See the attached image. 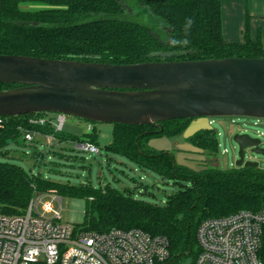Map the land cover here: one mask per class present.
<instances>
[{
    "label": "trees",
    "instance_id": "obj_1",
    "mask_svg": "<svg viewBox=\"0 0 264 264\" xmlns=\"http://www.w3.org/2000/svg\"><path fill=\"white\" fill-rule=\"evenodd\" d=\"M189 18L194 24L185 35ZM184 39L187 45L173 43ZM0 54L122 65L264 58V45L260 36L251 38L248 27L244 42L225 40L221 0H0ZM19 86L0 83V90ZM46 114L1 117L0 158L6 157L8 146L18 143L28 131L52 136L60 146L84 140L99 145L96 131L81 137L58 131ZM40 118L48 120L45 124L31 122ZM190 120H171L161 123L162 127L114 124L113 139L107 147L111 153L178 186L163 203L137 199L131 190L122 192L109 185L95 190L88 183L48 180L41 173H30L19 164L0 160V214H24L38 191L84 198L86 222L78 229H141L168 240L170 256L166 264H195L199 253L197 230L204 220L243 210H264V169L209 166L195 172L177 164L175 155L148 146L153 138L181 136ZM190 140L211 157L219 153V141L213 134L199 133ZM61 149L54 152L58 158L84 159L67 154L74 148ZM38 155L45 159V155Z\"/></svg>",
    "mask_w": 264,
    "mask_h": 264
},
{
    "label": "water",
    "instance_id": "obj_2",
    "mask_svg": "<svg viewBox=\"0 0 264 264\" xmlns=\"http://www.w3.org/2000/svg\"><path fill=\"white\" fill-rule=\"evenodd\" d=\"M0 83L20 85L0 90V117L55 112L130 126L192 119L184 139L211 129L212 117L264 119V58L120 65L0 54ZM234 140L239 146L236 167H259L258 162H245V154L252 148L264 156L261 140L248 134H237ZM148 146L158 152L177 148V164L207 170L197 167L198 158L205 159L204 150L190 143L173 144L163 136ZM184 156L189 157L186 163Z\"/></svg>",
    "mask_w": 264,
    "mask_h": 264
},
{
    "label": "built area",
    "instance_id": "obj_3",
    "mask_svg": "<svg viewBox=\"0 0 264 264\" xmlns=\"http://www.w3.org/2000/svg\"><path fill=\"white\" fill-rule=\"evenodd\" d=\"M47 120L31 122L45 124ZM64 121L61 115L58 123L53 122L58 131L63 130ZM262 122L256 118L254 125ZM257 133L259 138L264 136ZM36 134L25 132L24 139L33 142ZM43 136L49 142L54 139ZM73 148L89 155L101 153L100 146L88 140L73 143ZM41 198L33 199L24 214H0V264H166L169 259V243L163 236L135 228L83 231L59 222L61 211L51 201L43 203L40 214ZM47 214L55 216L48 218ZM197 242L195 264H264V210L206 219L197 230Z\"/></svg>",
    "mask_w": 264,
    "mask_h": 264
},
{
    "label": "rangeland",
    "instance_id": "obj_4",
    "mask_svg": "<svg viewBox=\"0 0 264 264\" xmlns=\"http://www.w3.org/2000/svg\"><path fill=\"white\" fill-rule=\"evenodd\" d=\"M60 116L61 114L55 112H47L46 114V117L53 119L54 123L59 122ZM64 116L63 130L67 133L81 137L85 133L93 134L96 131L101 148L100 154L89 155L75 149L74 152L68 151L67 154L84 157L83 161L58 158L54 152H61V147L63 146L70 149L73 148V142L64 143L60 146L57 140L52 139L49 142L48 138L36 132L35 141H27L24 136H21L18 143L8 146V155L1 157L0 160L19 164L30 173H41L48 180L71 185L88 183V186L95 190L109 185L122 192L131 190L132 195L137 199L157 201L159 203L165 202L169 195L178 190V186L172 180L164 179L151 171H144L129 159L122 155L111 153L107 149L113 139L114 124L94 123L71 115ZM210 120H212L211 124L216 131L220 144L219 153L211 158L215 163L210 161V166H215L222 170L236 167V162L239 158V146L235 142L234 137L238 133H245L252 138L261 140L260 147L264 149V136L259 138L257 133H264V119L258 126L254 125L256 118L212 117ZM232 120L236 121L237 124L231 125ZM169 139L172 143L184 142L182 135ZM50 149L52 150L51 152H49ZM225 149L228 152H225ZM38 153L45 155V159L42 160ZM247 161L258 162L259 168L264 169V156L252 152V148L246 149L245 162ZM37 196H42L38 203V212L40 214H43V203L51 201L55 210L61 211L62 219L59 222L70 224L76 228L84 226L86 222V199L59 196L52 191H38L33 199ZM45 216L54 218L55 215L47 214Z\"/></svg>",
    "mask_w": 264,
    "mask_h": 264
},
{
    "label": "crops",
    "instance_id": "obj_5",
    "mask_svg": "<svg viewBox=\"0 0 264 264\" xmlns=\"http://www.w3.org/2000/svg\"><path fill=\"white\" fill-rule=\"evenodd\" d=\"M223 35L227 42L242 43L245 31L259 36L264 45V0H221Z\"/></svg>",
    "mask_w": 264,
    "mask_h": 264
},
{
    "label": "flooded vegetation",
    "instance_id": "obj_6",
    "mask_svg": "<svg viewBox=\"0 0 264 264\" xmlns=\"http://www.w3.org/2000/svg\"><path fill=\"white\" fill-rule=\"evenodd\" d=\"M212 120H210V118H209V123L211 122ZM192 122V119L190 120V123ZM189 123V124H190ZM210 126H211V129H209V130H203V131H199L198 133H196L194 136H196L197 134H199V133H206V134H213L217 139H218V137H217V135H216V131L214 130V128H213V126H212V124L210 123ZM159 127H162V126H159ZM239 135H242V134H245V133H238ZM237 135V134H236ZM182 136H183V134H182ZM193 136V137H194ZM193 137H191V138H193ZM184 138V137H183ZM191 138H189V139H184V142H187V143H190V144H192L193 146H195V147H197V148H200V147H198L196 144H194V142L193 141H191L190 139ZM174 143H177V142H174ZM173 143V144H174ZM183 143V142H182ZM202 149V148H201ZM204 150V149H203ZM165 153H171V154H173V155H175V160H176V162H177V154L179 153V150L177 149V148H173L171 151H165ZM190 153V152H189ZM185 155H188V153H184ZM191 155H192V153H190ZM203 155L205 156V159H203V160H201V158L199 157L198 159V161H197V163H198V166L197 167H203V166H205V167H209L210 165H209V163H210V161L212 160L211 158V156L210 155H208V153L204 150V153H203ZM184 159L182 160V162H184V163H186V162H188L189 161V157H187V156H184L183 157ZM212 162V161H211Z\"/></svg>",
    "mask_w": 264,
    "mask_h": 264
},
{
    "label": "clouds",
    "instance_id": "obj_7",
    "mask_svg": "<svg viewBox=\"0 0 264 264\" xmlns=\"http://www.w3.org/2000/svg\"><path fill=\"white\" fill-rule=\"evenodd\" d=\"M194 24V20L192 18H189L185 24V35L188 34V31L190 30V28L193 26ZM173 43H182L184 45H187L188 44V40L187 39H184L182 41H173Z\"/></svg>",
    "mask_w": 264,
    "mask_h": 264
}]
</instances>
